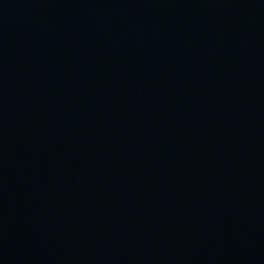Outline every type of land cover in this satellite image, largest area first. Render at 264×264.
I'll list each match as a JSON object with an SVG mask.
<instances>
[{"label": "water", "instance_id": "water-1", "mask_svg": "<svg viewBox=\"0 0 264 264\" xmlns=\"http://www.w3.org/2000/svg\"><path fill=\"white\" fill-rule=\"evenodd\" d=\"M0 264H264V0H0Z\"/></svg>", "mask_w": 264, "mask_h": 264}]
</instances>
